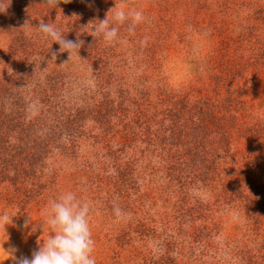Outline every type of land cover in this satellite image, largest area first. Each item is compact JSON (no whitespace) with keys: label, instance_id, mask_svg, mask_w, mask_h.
Instances as JSON below:
<instances>
[{"label":"rangeland","instance_id":"1","mask_svg":"<svg viewBox=\"0 0 264 264\" xmlns=\"http://www.w3.org/2000/svg\"><path fill=\"white\" fill-rule=\"evenodd\" d=\"M3 5L1 101L33 128L31 168L0 178V264L38 250L48 229L25 225L65 191L92 202L96 264H264V0ZM120 9L144 19L93 37ZM40 22L81 47L70 57Z\"/></svg>","mask_w":264,"mask_h":264},{"label":"clouds","instance_id":"2","mask_svg":"<svg viewBox=\"0 0 264 264\" xmlns=\"http://www.w3.org/2000/svg\"><path fill=\"white\" fill-rule=\"evenodd\" d=\"M59 3L60 0H43V4L51 9L58 8ZM6 10L3 0H0V13ZM130 17L133 25L130 31L144 19L140 11L126 12L124 9L114 11L111 20L107 15L103 21L95 22L93 37H102L108 43L115 41L118 38L119 25L124 24ZM36 29L41 38L59 43L70 57L72 51L79 49L82 45V41L66 40L62 31L56 28L54 23L40 22ZM92 211V202L78 196L75 191H65L56 199L49 201L45 207L42 212V215L46 217L44 223L33 224L30 220L26 223L25 227L31 224L32 233H35L37 229L43 232L45 228L49 232L46 241L39 243L38 250L30 258L23 256L17 259L13 254L15 250H3L14 264H96L95 240L90 224ZM115 211L119 216L120 210L117 208ZM12 219L6 214L0 215V224H7L9 221L12 223Z\"/></svg>","mask_w":264,"mask_h":264},{"label":"trees","instance_id":"3","mask_svg":"<svg viewBox=\"0 0 264 264\" xmlns=\"http://www.w3.org/2000/svg\"><path fill=\"white\" fill-rule=\"evenodd\" d=\"M4 83L5 81L0 79V178L6 174L9 175V173L26 172V169L29 170L31 168L30 162L28 166L24 167L22 163L24 161L28 162V157L20 155L18 150L23 149L19 147L21 138L33 128L31 124H27L23 119L26 111L24 106H20L19 102L16 101L17 96L11 100V103L5 104L1 101L4 96ZM35 87L40 92L41 97H47V88L42 89L43 86L38 85ZM44 113L49 114V109L45 110ZM39 125V130L47 126L44 122H39ZM29 137H31V133Z\"/></svg>","mask_w":264,"mask_h":264}]
</instances>
